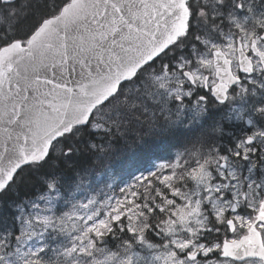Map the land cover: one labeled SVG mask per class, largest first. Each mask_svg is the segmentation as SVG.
<instances>
[{
	"label": "snow or ice",
	"instance_id": "snow-or-ice-1",
	"mask_svg": "<svg viewBox=\"0 0 264 264\" xmlns=\"http://www.w3.org/2000/svg\"><path fill=\"white\" fill-rule=\"evenodd\" d=\"M0 264H264V0H0Z\"/></svg>",
	"mask_w": 264,
	"mask_h": 264
},
{
	"label": "trees",
	"instance_id": "trees-1",
	"mask_svg": "<svg viewBox=\"0 0 264 264\" xmlns=\"http://www.w3.org/2000/svg\"><path fill=\"white\" fill-rule=\"evenodd\" d=\"M144 138L148 140L156 139L151 136H145ZM140 146V137L136 135L115 142L112 150L108 154L103 155L100 159L93 158L87 165V181H90V183L96 182L100 173H103V171L111 173L117 182L128 177L129 167L126 161H128L134 153L139 151Z\"/></svg>",
	"mask_w": 264,
	"mask_h": 264
},
{
	"label": "rangeland",
	"instance_id": "rangeland-1",
	"mask_svg": "<svg viewBox=\"0 0 264 264\" xmlns=\"http://www.w3.org/2000/svg\"><path fill=\"white\" fill-rule=\"evenodd\" d=\"M139 174V173H138ZM137 174V175H138ZM129 182H131V177L129 178V179H127V181H125V183H129ZM112 184V183H111ZM113 185V184H112ZM123 186V185H122ZM97 189H105V186H100V187H98Z\"/></svg>",
	"mask_w": 264,
	"mask_h": 264
}]
</instances>
